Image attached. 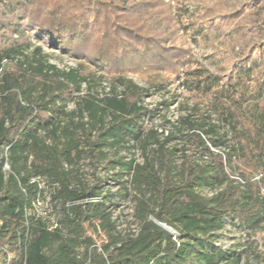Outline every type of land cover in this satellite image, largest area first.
<instances>
[{
  "label": "trees",
  "instance_id": "1",
  "mask_svg": "<svg viewBox=\"0 0 264 264\" xmlns=\"http://www.w3.org/2000/svg\"><path fill=\"white\" fill-rule=\"evenodd\" d=\"M168 85L165 126L143 97ZM0 219V264H264V0H0Z\"/></svg>",
  "mask_w": 264,
  "mask_h": 264
},
{
  "label": "rangeland",
  "instance_id": "2",
  "mask_svg": "<svg viewBox=\"0 0 264 264\" xmlns=\"http://www.w3.org/2000/svg\"><path fill=\"white\" fill-rule=\"evenodd\" d=\"M105 16H101L100 20L102 22L103 27H101L100 32H102V35H105V38H110L113 36L111 34V27H110V21L108 19H105ZM231 26L226 27V31L230 30ZM224 39V38H221ZM109 41V40H107ZM32 42L33 43H39L41 44L43 50L47 52L48 54V59L51 63L55 64L56 66L60 68H65L67 66H74L76 61L75 59L70 56L69 54L65 52H60L53 47H51L49 44L42 42L41 40L38 39L37 36H32ZM107 43V42H106ZM193 51L197 57V60L199 63L203 64L210 70H214L215 68L209 64V61L206 57L208 53V49L204 47V45L201 43L200 40H196L193 44ZM107 72L110 71H116L120 69H114L112 67H106ZM125 74H130L132 78L139 83L140 85H144V76L142 75H137L135 72H123ZM102 85L105 86V91L108 90V83L106 81H103ZM175 92L176 95L175 97H171L172 92ZM100 92V91H99ZM168 100L169 101V107L168 110L165 109L163 105H159V103L162 100ZM143 103L146 107L150 108L153 112V119L152 122L154 123H160L163 122L165 126H169L167 123H164V118L168 119L169 121H175L179 115L184 114L187 108V105L189 104V101H186L184 94L180 91V88H176L174 86L168 85L165 90H160V91H155L152 92L146 96L143 97ZM173 142H177V144H180L181 141L180 139H177L176 141L174 140ZM134 152V157L139 159L140 158V153L138 150L135 148L132 149ZM131 152V151H130ZM128 155L132 154L127 153ZM82 174L83 178L85 179L86 182L89 184H94L97 182L96 177L102 178L104 180L105 178V171L104 170H96L93 171L91 166L88 163H83L82 164ZM108 181H103L102 184L105 185ZM114 190L115 188L112 187ZM115 202L117 203L116 206L112 208V217H117V223H118V228L121 229H135L136 223L134 221V218L132 216V204L127 198H120L116 199ZM95 242L97 244H100L103 240L102 233H97L93 234ZM244 240V233L235 230L233 227H231L229 224H227L224 228L222 237H221V242L223 245L230 246L233 244H236L238 242H242ZM256 264V263H253Z\"/></svg>",
  "mask_w": 264,
  "mask_h": 264
},
{
  "label": "water",
  "instance_id": "3",
  "mask_svg": "<svg viewBox=\"0 0 264 264\" xmlns=\"http://www.w3.org/2000/svg\"><path fill=\"white\" fill-rule=\"evenodd\" d=\"M158 224L161 225L162 227H164L165 229L169 230V227L166 226L165 224H163V223H159V222H158Z\"/></svg>",
  "mask_w": 264,
  "mask_h": 264
},
{
  "label": "built area",
  "instance_id": "4",
  "mask_svg": "<svg viewBox=\"0 0 264 264\" xmlns=\"http://www.w3.org/2000/svg\"><path fill=\"white\" fill-rule=\"evenodd\" d=\"M0 224H1V219H0Z\"/></svg>",
  "mask_w": 264,
  "mask_h": 264
}]
</instances>
